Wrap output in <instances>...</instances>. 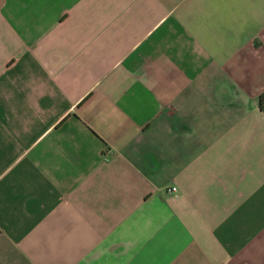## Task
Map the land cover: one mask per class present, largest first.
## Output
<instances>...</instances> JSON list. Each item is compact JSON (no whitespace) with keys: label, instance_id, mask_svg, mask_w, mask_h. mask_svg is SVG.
<instances>
[{"label":"crops","instance_id":"1","mask_svg":"<svg viewBox=\"0 0 264 264\" xmlns=\"http://www.w3.org/2000/svg\"><path fill=\"white\" fill-rule=\"evenodd\" d=\"M262 92L264 0H0V264H264Z\"/></svg>","mask_w":264,"mask_h":264},{"label":"trees","instance_id":"2","mask_svg":"<svg viewBox=\"0 0 264 264\" xmlns=\"http://www.w3.org/2000/svg\"><path fill=\"white\" fill-rule=\"evenodd\" d=\"M257 107L260 110V112L264 113V92L260 93L257 97Z\"/></svg>","mask_w":264,"mask_h":264},{"label":"built area","instance_id":"3","mask_svg":"<svg viewBox=\"0 0 264 264\" xmlns=\"http://www.w3.org/2000/svg\"><path fill=\"white\" fill-rule=\"evenodd\" d=\"M165 190H166V192L169 193V194H175V193H177V188H176V186H169V187H167Z\"/></svg>","mask_w":264,"mask_h":264}]
</instances>
